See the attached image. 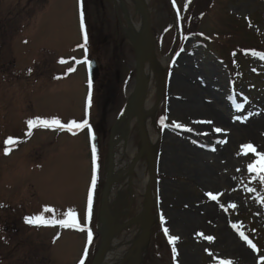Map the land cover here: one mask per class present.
<instances>
[{
  "label": "rangeland",
  "instance_id": "374dc122",
  "mask_svg": "<svg viewBox=\"0 0 264 264\" xmlns=\"http://www.w3.org/2000/svg\"><path fill=\"white\" fill-rule=\"evenodd\" d=\"M130 4L137 12L135 1L130 0ZM149 4L157 41L159 83L151 94L153 132H159V145L155 153L156 204L152 208L157 219L152 222L143 264H264V203L260 202L264 182L248 169L258 157L252 152L241 154L246 144L264 153V139L261 143L253 140L247 130L250 124L264 120V0H150ZM1 21L5 25L0 29L25 32L24 36L6 34V45L0 49V61L6 62L0 67V86L4 84L14 97L24 89L12 75L15 50L23 67L36 57L38 96L33 98L31 112L16 104L11 108L0 104L8 115V120L0 123V135L23 133L29 120L59 119L68 126L34 127L31 142L36 144L29 158L37 159L35 165L24 159L22 147L9 157H0V168L12 162L20 175L14 185L22 198V204L17 201L16 206L22 208L16 216L24 222V207L45 219H67L72 211L84 230L60 224L39 226L33 246L28 241L22 243L15 259L0 264H77L83 256L85 264H91L100 244L98 217L110 131L136 84L135 51L125 37L121 9L114 0H0ZM28 36L32 38L27 40ZM230 37L234 41L227 42ZM242 44L258 45L261 51H242L243 46H238ZM92 57L101 67L94 84L78 61ZM162 58L166 60L163 71L159 69ZM193 77L198 80L193 81ZM163 80L165 88L156 107ZM195 86L206 90L195 103L196 107H207V114L198 115L205 119V125L188 110L191 108L179 110L176 105L188 91L193 94ZM85 121L88 126L82 130L73 125ZM131 125L124 149L126 159L132 160L141 147V138L136 117ZM205 126L213 131L206 133ZM93 128L100 137L99 164L91 146ZM20 156L22 160L15 163ZM130 172L126 220L137 216L144 205L147 185L141 183L149 175L147 157L143 155ZM2 183L0 193L15 191L9 174ZM209 192L217 200L206 195ZM122 207L123 203L114 205ZM4 213L9 214V210ZM179 216L182 221H178ZM130 229L143 231L144 224L123 231ZM123 231L117 234L121 236ZM240 231L255 249L241 238ZM170 236L178 237L174 244ZM244 251L247 256L242 257Z\"/></svg>",
  "mask_w": 264,
  "mask_h": 264
},
{
  "label": "bare ground",
  "instance_id": "6f19581e",
  "mask_svg": "<svg viewBox=\"0 0 264 264\" xmlns=\"http://www.w3.org/2000/svg\"><path fill=\"white\" fill-rule=\"evenodd\" d=\"M117 4L121 8V13L123 17V28L126 34V37L131 43H135L137 40L144 41L145 46H147V34L145 30L144 23L142 21V17L139 11L135 12L133 7L130 4V0H116ZM146 2L150 3V0H146ZM159 58V55H158ZM160 62V70L163 71L166 68V60L165 58L159 59ZM193 71V75H194ZM197 78L193 77V81H197ZM144 82L146 83L149 89V95L145 101L144 109H143V119L145 122L146 132L148 136V141L150 147L153 149L155 153L158 151L159 145V132H153V117L155 115L154 110V99L153 95L151 94L152 90L155 86L158 85V73L156 70L152 69L151 62H148L145 66V75H144ZM206 90L201 86H195L192 92L188 91V93L184 96L183 100L177 101L176 104L181 108H191L188 109L189 111H193L195 116L197 117L200 113L207 114L208 110L205 104H202L198 107L195 106L196 99L201 97V93H205ZM175 105V104H174ZM201 116H198L202 125H205V119H201ZM209 127V126H208ZM205 126L206 133L212 132V128H208ZM216 127V126H214ZM247 130L252 136L253 140L261 143V140L264 139V120H260V122L250 124L247 127ZM261 147L264 148V145ZM126 150L121 149L118 151L117 159H116V170L115 173L118 171H125V174L121 177V179L116 183V185L112 188L110 198H109V205L111 208V212L119 218L118 224H123L126 221V216L129 213V203L126 202V190H130L132 179L131 173L129 170L131 169V159H126ZM211 179V178H208ZM150 180V171L149 175L144 177L142 181V186H146L148 181ZM120 203H124L123 209L114 208V205H118ZM151 203L153 205L156 204V197L155 193L151 194ZM210 208H208L209 210ZM181 219L178 221H182V216H179ZM157 219V216L151 217V222ZM100 229L103 231L105 229V225L102 223ZM141 232H137L134 229H130V231H123L122 235L119 236L118 234L114 235L107 253L100 264H136L143 256V249L142 247L138 246V239L141 235ZM247 256V252H242V257Z\"/></svg>",
  "mask_w": 264,
  "mask_h": 264
},
{
  "label": "water",
  "instance_id": "95a60500",
  "mask_svg": "<svg viewBox=\"0 0 264 264\" xmlns=\"http://www.w3.org/2000/svg\"><path fill=\"white\" fill-rule=\"evenodd\" d=\"M137 8L139 9L142 21L145 26L147 34V46H145L144 41L137 40L133 43L135 53H136V85L134 89L133 96L127 101L121 115L116 121L115 125L111 131V141L109 145V167L107 172L106 184L102 196L101 204V213L100 220L105 224V229L101 231V244L100 247L93 259L92 264H100L104 258L113 236L121 231L123 228L131 226L132 224L144 223L145 228L141 232V235L138 239V246L143 248L144 253L148 248V238L151 231V217H152V208L153 204L151 203V194L155 186L157 179V160L153 153V150L149 146L148 136L146 132L145 122L143 119V108L145 104V99L147 96L148 87L144 82L145 75V64L148 60L152 62V66L155 64V51L156 43L152 31V18L151 11L149 9L148 3L146 0H135ZM90 71L92 82H95L99 77V70L95 61L90 63ZM163 92V90H162ZM162 93L159 95L156 106L159 104ZM136 116L137 123L139 126V132L141 137V149L137 155L132 160L133 170L137 162L146 154L149 161V171H150V180L147 185L145 193V204L139 215L127 221L124 225H116V216L111 213L109 206V195L111 189L117 182V179L122 177L125 174V171H118L115 173V164H116V147L123 141V146L125 147L131 132L130 122L131 119ZM127 118V124L125 128H121L123 120ZM97 137L95 139V145H97ZM146 240V242H145ZM143 258H141L136 264H142Z\"/></svg>",
  "mask_w": 264,
  "mask_h": 264
},
{
  "label": "flooded vegetation",
  "instance_id": "af4514ba",
  "mask_svg": "<svg viewBox=\"0 0 264 264\" xmlns=\"http://www.w3.org/2000/svg\"><path fill=\"white\" fill-rule=\"evenodd\" d=\"M5 24L3 21L0 23V27H3ZM7 28V26L5 27ZM17 29V28H16ZM0 32L2 34V37H0V49H4V46L6 45V34L10 33V36L13 35L14 32H18V35H23L25 31L22 30H15V29H0ZM16 36V38H17ZM24 36V35H23ZM14 37V36H11ZM15 38V40H16ZM32 38L31 36H28L27 40H30ZM14 40V41H15ZM14 43V42H13ZM12 50L15 49L14 45L12 46ZM36 52V49H35ZM15 54V55H14ZM13 59H12V68L13 72L12 75L17 78L18 82L21 84V86L24 88L23 90H19V96L14 97L13 92H8L7 88L4 87V84L0 86V104L4 107L11 108V105L16 104L18 108L23 107L22 110H26L31 112L32 107L34 106V97L38 96L37 92V60L35 57L34 62H31L27 66H21L19 64V61L17 59L16 52L14 50ZM1 56V51H0ZM5 61H0V67L5 64ZM3 69V68H2ZM4 71V69H3ZM2 72V70H1ZM25 72V74H23ZM3 73V72H2ZM8 94V96H7ZM8 100V101H6ZM2 102V103H1ZM26 102V103H25ZM9 112V109L7 110V114ZM5 110L0 108V123L1 121H7L8 115H4ZM2 117V118H1ZM7 117V118H6ZM1 132V131H0ZM31 133V135H28V133ZM36 130L34 127H30L29 124L26 125L23 133H18L17 135L12 136H5L0 135V157H9L11 156V152L17 151L20 147L23 148L22 153H24V159L27 160L30 164H36V160H33L32 158H29V155H34V146L31 140L33 139L35 135ZM12 138L16 143L12 145L11 151L6 154V149L10 147L6 143V141ZM31 142V143H30ZM21 159V156L16 160L15 163H18ZM9 174L10 181L12 182V188L15 189L14 183L18 181V178L20 177L19 173L17 172V165L8 162L7 164H3L2 168H0V187L3 189V183L2 179L5 175ZM31 187L35 186L33 184H30ZM30 191L33 189H29ZM21 195H19L18 191H12L11 189L9 191L2 190L0 193V262L3 261H10L15 259L17 256L16 253L21 250L22 243L29 242L32 246L34 245V235L38 233L39 226L29 224L26 222V218L28 217H34L36 214H32V212H26L27 208L24 207L25 216H24V222L19 221L18 217L16 216V212L21 211L22 206L17 205V201L22 204V198ZM13 202V203H12ZM9 210V214L4 213L5 211ZM27 213H31L32 216H29ZM47 230V239L51 240L50 238V232ZM34 233V234H32ZM28 234L32 236H28ZM52 244V243H51ZM50 244V245H51ZM49 245V246H50ZM18 248L19 251H18Z\"/></svg>",
  "mask_w": 264,
  "mask_h": 264
},
{
  "label": "snow or ice",
  "instance_id": "6c2138e0",
  "mask_svg": "<svg viewBox=\"0 0 264 264\" xmlns=\"http://www.w3.org/2000/svg\"><path fill=\"white\" fill-rule=\"evenodd\" d=\"M188 2L190 3V0H188ZM81 3H82V0H81ZM173 3H175V0H173ZM86 39H87V37L85 35V40ZM261 55H262V57H264V54H261ZM60 62L64 63L65 61L61 60ZM90 103H91V101L89 100V105H90ZM161 122L163 123V121H161ZM28 124L30 127H35L37 125H40V126L45 127V128H51V127L65 128V127H68V126L64 125L63 123H61V121L59 119H53L51 121H49V120H29ZM73 125L76 128H80V129L88 126L86 121L84 123L73 122ZM179 126L180 125H177V127H179ZM69 130H71V128H69ZM216 131L219 132V131H221V129H216ZM28 135H31V133L29 132ZM223 142L226 143V141H223ZM6 143L11 146L14 143H16V141H14L12 138H9L6 141ZM10 151H11V147L7 148L6 154ZM249 152L254 153L258 157V159H256L253 163L248 165L249 171L250 172H256L257 176L259 177V180L261 182H264V174H262V173H264V153L257 152L255 147L251 144L243 145L241 154L247 155ZM92 187H93V189L95 188V182H93ZM249 191H255V189H249ZM206 195H208L212 200H217V196L213 195L211 192L206 193ZM260 202L264 203V198H260ZM232 207H235V205H232ZM46 211H51V209H46ZM90 215H91V202L89 203V214H88L89 219H90ZM162 219H163V217H162ZM26 222L29 224L37 225V226H42V225L43 226H54L56 224H60L62 226L77 227L82 231L84 230L80 226V224L78 223L76 214L72 211H69L67 213V219H60V220L45 219V217L41 215V216L28 217V218H26ZM233 227L237 228L238 226L233 225ZM163 230L166 234L168 233V229L166 227ZM88 234H89V238H91L90 229L88 230ZM239 235L241 236V238H243L244 240L247 241V243L249 244L250 247L255 249L256 246L252 243L251 240H248V237L244 234L243 231H240ZM177 239H178V237H175V236L169 237L170 242L173 244L175 243V241ZM207 239L211 241L213 238L207 237ZM81 264H83V261H81ZM220 264H232V262L231 261H221Z\"/></svg>",
  "mask_w": 264,
  "mask_h": 264
},
{
  "label": "trees",
  "instance_id": "16d2710c",
  "mask_svg": "<svg viewBox=\"0 0 264 264\" xmlns=\"http://www.w3.org/2000/svg\"><path fill=\"white\" fill-rule=\"evenodd\" d=\"M195 21H198V16L196 17V19H195ZM197 23V22H196ZM234 37H230L229 39H228V41L227 42H232V41H234ZM238 46H243V48H242V51H244V50H246V49H248V50H261L260 48V46H258V45H256V46H250L249 47V45L248 44H242V45H238Z\"/></svg>",
  "mask_w": 264,
  "mask_h": 264
}]
</instances>
